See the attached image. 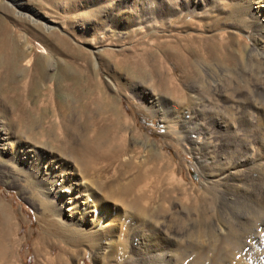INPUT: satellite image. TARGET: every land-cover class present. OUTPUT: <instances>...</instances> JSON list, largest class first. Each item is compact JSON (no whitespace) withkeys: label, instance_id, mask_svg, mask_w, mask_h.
I'll list each match as a JSON object with an SVG mask.
<instances>
[{"label":"rangeland","instance_id":"obj_1","mask_svg":"<svg viewBox=\"0 0 264 264\" xmlns=\"http://www.w3.org/2000/svg\"><path fill=\"white\" fill-rule=\"evenodd\" d=\"M17 3L27 11L21 10L16 5ZM130 7L131 5L124 0H0V40L5 39L15 44L16 47L13 50L10 49V52L14 54L18 51L19 54H22L24 57L21 61L23 68L31 70L35 64L41 68V71L43 70L48 78L47 84L50 87L53 83L58 82V68L64 60L68 61L73 58L78 63L87 66V68L85 67V81L88 84V92L84 96L82 95L83 101L90 103L91 98L95 100L103 96H111L118 104L119 110L129 120L124 121L125 123L121 125L122 129L118 132L119 136L126 140V153L121 156L122 164L126 162L128 157L134 165L143 164L144 157H148V152L153 151L151 144L144 142L143 135L147 136L155 145L161 146V150L171 158L174 168L166 159L161 160L159 156L152 154V160L148 157L150 160L148 162L153 165L154 169L153 171L149 170L152 183L149 189L151 197L147 207L151 214L152 223L164 226L162 231H165L167 235L179 237L193 233L196 226L199 225L198 220L201 215H207L210 218L213 216L212 218L216 217V219L220 217L221 221L224 223L226 221L230 225V229L233 230L232 224L236 223L235 226H237L235 220L237 212L235 210L239 208L241 209L240 212H243L244 209H247L245 212H250V217L243 223L248 222L249 225H244V223L241 226L238 224L239 229L236 231L235 228L238 227L234 226L233 230L239 235L242 233L239 240L236 239L239 245L235 241V235H231V237L234 236V240L231 239L227 253L229 251L232 255L227 253L225 255L224 253V257L233 259V256L238 255V252L235 251L244 242L243 240L249 241V238L244 239L245 236L250 237L251 240V234H254L256 229L253 228V225H257V222H260L261 218L264 217L262 216L264 214V166H242L240 180H227L223 186L217 183H215L217 185L205 186L202 172L196 168L194 155H190L186 146L178 145L176 135L171 134V136L163 137L167 129L171 130L172 133L179 132L181 129L184 130L185 124L179 127V124L175 123V125L166 128L164 124L159 123V119L153 113L146 110L145 103L139 93L150 91L151 94L163 95L166 99L164 101L165 106L174 107L176 110L180 108L177 106L194 110L195 106L191 103V99L195 96L201 99L203 106L201 105L200 117L204 120V128L207 129V133L205 132L206 134L203 133V135L193 134L190 138L199 142L207 137L212 140L211 158L213 157V160L211 168L214 166L212 170L219 173V171L234 165V162L246 152L249 153L248 144L253 148L255 159H264V116H260L255 109L249 106V103L254 102L251 99L264 103V59L257 62L255 60H243L241 64L230 68L227 74L225 72L226 76L229 75L226 77L224 72L222 73L224 69L220 70V66L202 64L197 59L194 50L185 53L188 57L185 63L169 58L173 55V48L176 47V44L180 46L181 42L184 43L183 40L185 39L188 41L189 37L191 40L197 39L199 31L202 29L200 26L228 35L231 26L234 24L242 25V18L236 19L235 15L230 14L229 8L216 17L205 21L199 20L191 14L178 17V19H176L177 16L172 15V17L169 16L171 19L169 17L168 19L163 18V24L151 32L142 28L139 29L135 25V15L130 11ZM38 16L39 18H37ZM239 19L241 21L238 22ZM48 20L55 26L54 29H46L44 25ZM235 38L239 40L241 45L246 43L249 48L252 47V42L247 37L237 35ZM62 43L64 47L61 45ZM40 47L45 48L48 54L39 53ZM169 47L172 49L170 50ZM242 67L246 68V73L242 74ZM149 68H153L155 71L152 69L154 71L152 72ZM17 77L21 79L22 75L18 73ZM214 82H217L216 85ZM59 94L61 92L55 95L57 101L69 100L66 95ZM51 97L49 99L48 93L43 90L34 96L33 102L44 105L50 100V103L53 104V97L52 99ZM96 110V108L92 109L93 116H97L98 110ZM49 116L48 114V119L45 118L40 122L42 126H47L49 122H53V118ZM218 120L222 124L224 123L225 128L218 127L216 122ZM37 133L35 129V136H32L34 142L41 141L42 144L49 142L47 136ZM187 134L185 132L179 136L187 139ZM41 135L42 139L39 140ZM48 144L51 145V143ZM51 146L53 147V145ZM254 149H257V154ZM86 163V161L83 162V164ZM82 165L81 168L83 169L84 165ZM94 166H96L94 167L95 170H92L93 166L87 168L84 166V171L87 170L90 178L97 173L104 177H111L114 174L116 178L115 180L111 179V183L120 181L119 178L125 180L135 174L132 167L128 165L117 167L118 172H114L115 169L107 167L103 157L98 158ZM14 169L4 157L0 156V198L5 200L10 211L16 216L15 220L17 221L14 220V222L19 230L15 233V239H18L14 249L13 261L15 264H36L37 255L33 243L39 233L42 232L43 220L48 218L47 214L43 212L44 206L47 201L53 202V204L55 201L45 197L44 199L40 192L41 188L36 189L32 182L27 181L23 175L16 174ZM231 200L233 202L235 200L241 205L242 203L245 204L242 206L244 208L238 203L239 207L237 206L236 209L233 206L227 207V201ZM250 204H262V207L257 212L258 207L249 206L247 208ZM228 210L230 213L232 211L233 215H230ZM110 213L112 219L118 220L120 218L113 214L112 210ZM226 215L230 219L225 217ZM252 215L259 217L255 216L254 218ZM255 222L256 224H254ZM53 223H55L54 218ZM250 225L251 228H249ZM245 228H247L248 233H245ZM50 229L56 235L57 230L54 227H50ZM152 231L158 233V235L156 234L158 238L156 237L157 241L151 242L150 250L147 253L154 254L162 246L174 251L177 259L176 264H216L218 262L215 258L214 260L209 258L212 260L209 262L206 260V256H203L205 260L203 263L201 262L202 257L197 258L201 255L195 253L194 247H191L192 244L178 239L175 241L177 243H173L172 239L165 242L164 239H160L162 236L160 237L161 234L159 235L157 230L153 229ZM237 233L236 237H239ZM53 234L48 238L47 246L42 250V264H46L44 259L48 257L52 259L51 264H60L56 259L57 254H63L65 264H95L87 256L83 261L81 260L84 255L83 246L91 242L89 241L90 238L82 236L83 240L80 239L81 236H73L69 240V237H61L63 240L66 238L63 244ZM74 237L75 239H73ZM241 237L244 238L241 239ZM232 241H234V246ZM241 241L243 242L241 243ZM235 244L238 245L236 248ZM261 245L259 244V246ZM17 247H19L18 250ZM176 249L177 251H175ZM229 249L233 250L234 254ZM260 250L246 252L245 258H251L248 260L249 264H260L263 261L264 258ZM147 253L139 252L142 257H140L141 261L133 263L155 264L154 261L157 257H150ZM254 258L256 259L254 260ZM175 262L170 264H175ZM219 262L217 264H220ZM261 264L264 263L261 262Z\"/></svg>","mask_w":264,"mask_h":264},{"label":"bare ground","instance_id":"obj_2","mask_svg":"<svg viewBox=\"0 0 264 264\" xmlns=\"http://www.w3.org/2000/svg\"><path fill=\"white\" fill-rule=\"evenodd\" d=\"M124 1L131 5L130 11L135 15V25L139 29L142 28L151 32L163 24V18L168 19L172 15L177 16L176 19H178V17L191 14L195 18L205 21L209 18L216 17L225 12V9L229 8L230 14L235 15L234 17H237L236 19L238 17L242 18V25L234 24V26H231L228 30V35H223L220 33L221 31H211L206 29L205 26H200L202 29H200L197 39L191 40V37H189L190 39L188 41H185L186 39L183 40L184 43L181 42L180 46L177 44L176 47L173 46V55L168 56L172 60H180L185 63L188 60L185 53L194 50L196 51L197 59L202 64H212L216 65V67L220 66V70L222 68L224 69H222V73L224 72L225 74L226 72L227 74L230 68L241 64L243 60H255L257 62L260 59H264V0ZM16 5L21 10L27 11L19 3ZM164 20L166 21V19ZM241 20L239 19L238 22ZM44 26L47 30L55 28L49 20L48 22L46 21ZM233 35L235 37L237 35L239 37H247L251 40L252 47L249 48L246 43L241 45L239 40ZM61 45L64 47L63 43ZM15 47V44L8 40H0V156L4 157L16 169H14L16 174L23 175L27 181L33 183L36 189L41 188L40 192L43 198L45 197L46 199L55 201L54 204L53 202L47 201L44 206L43 212L47 214L48 218L43 220L44 226H42V232L39 233L36 241L33 243L37 255L36 264H42V250L47 246L48 238L53 234L50 231V227H54L57 230L56 235H53L58 237V241L63 244L67 237H69V240L73 236H81L80 239L83 240L84 238L82 236L90 238L91 240L89 239V241L91 242H87L88 244L86 245L84 241L86 246L82 245L84 255L81 260L83 261L87 256L95 264H134L133 262L135 261H141L142 257L139 255V252L146 254L150 250L151 242L157 241L156 234L158 235V233H154L155 231L153 232V229L157 230L159 235L161 234L160 237L164 236L160 239H164L165 242L168 239L170 241L172 239L174 241H172L173 243H177L175 241L178 239L179 241L184 240L185 243L192 244L193 246L191 247H194L195 253L201 255L197 258L202 257L201 259L203 260H200L203 263H205L203 256H206V260H209V258L214 260L215 258L218 262L220 261V264H249L248 260L251 258H245L247 255L246 252L253 250L259 251V249H261L260 252L264 258V217L261 218L260 222L258 221L259 223L256 220L257 225H253V228L256 229L254 234H251V240L250 237H243L244 239L249 238V241H241L243 243L240 247L237 241L242 233L239 235L236 232L239 235V237H236V233L233 231L236 223L232 224V230L226 221L225 223L221 221L220 217L219 220L216 217L212 218L213 216L210 218L207 215H201L198 220L199 225L196 226L195 231L179 237L177 235H172L173 237L167 235L165 231H162L164 226L155 224L154 222L153 224L147 204H149L151 197L149 189L152 183L149 170L151 169L153 171L154 167L149 164L148 161L150 160L148 157L152 160V154L159 156L161 160L166 159L174 168L171 158L166 155V152L161 150V146L155 145L147 136L143 135L145 140L143 141L151 144L154 153L153 151L151 153L148 152V157H144L143 164L134 165L129 161V157L122 164L121 156L126 153V140L119 136L120 134L118 132L122 129L121 125L129 120L119 110L118 104L111 96H103L95 100L93 99V101L91 96L88 95L91 98V102L88 103L85 101L88 103L87 105L85 104L82 95L84 96L88 92V84L85 81V67L87 68V66L78 63L73 58L68 61L64 60L58 68V82L52 85L50 84V87L47 84L48 78L43 73L44 71H41V68L36 64L33 68L31 67V70H26L25 67L23 68L21 65L22 58H24L22 54H19L18 51L14 52V54L10 52V49L13 50ZM40 48L39 53L43 55L48 54L45 48ZM152 69L151 71L154 72L155 69H153L154 71ZM241 71L242 74L246 73V68L242 67ZM18 73L22 75L21 79H18ZM227 76L229 77V75ZM159 83L161 82L159 81ZM214 83L216 85L217 82ZM43 90L48 93L49 99L52 95L53 104L50 103V100L44 105L33 102L34 96ZM89 91L93 92L90 89ZM59 92L66 95L69 100L57 101L55 95ZM149 92L141 91L139 94L145 103L146 110L153 113L159 119V123L164 124L166 128L175 125V123H178L179 127L185 124L186 127L184 130L181 129L179 132L172 133L171 130L167 129L163 137L171 136V134L176 135L178 145L186 146L190 155H194L193 157L196 158V168L202 172V177L205 179V181L203 180L205 186H211L215 183L222 184L223 186V184L227 183V180H240L242 166H264V159H259L258 157V159H255L253 148L248 144L247 149H250L251 152L248 150L249 153L246 152L247 154L245 153L236 161L234 160V165L219 171V173L213 171L212 168L214 169V166L211 168L213 160V157L211 158L212 140L207 137L202 142H199L190 138L193 134L203 135V133H207V129L204 128V120L200 117V111L203 106L201 99L196 96L191 99V103L195 106V108L193 107L194 110L184 109L181 106H177L180 108L176 110L174 107L168 108L165 106L164 101L166 99L163 95L151 94ZM251 100L254 102L249 103V106L255 109L260 116H264V103L255 101V99ZM93 108L98 110L97 116H93ZM48 114L50 115L49 117L53 118V122H49L47 126H42L40 122L47 118ZM216 122L218 127L221 129L225 128L224 123L222 124L219 120ZM35 129L38 132L37 134L47 136L46 138L49 139L48 143H51L53 147L47 142L43 144L41 141L38 143L37 141L34 142L32 136H35ZM185 132L188 133L186 135L187 139L179 136V134ZM135 133L137 132L135 131ZM42 135L39 140L42 139ZM138 135L141 136L140 134ZM100 157H103V160L107 163V167L115 169L114 172H118L116 170L117 167L128 165L132 167L135 174L125 180L118 177L120 181L113 183L111 181L116 178L114 174L111 177H104L97 173V175H92L91 178L93 179H91L87 170H85L87 174L84 171V166L86 168L93 166L92 170H95L94 167L96 166L94 164ZM85 161L87 163L83 164ZM91 173L95 174L92 171ZM227 202V207L233 206L234 209L240 204L235 200L234 202L232 200ZM262 204H250L247 208L249 206L258 207V212ZM244 205L243 203L242 205L240 204L241 207ZM110 209L113 214L120 217L118 220L112 219ZM238 210H235L237 212L235 214L237 216L235 219L237 226L235 227H238L235 230H238L239 225L242 226L245 223L243 221H247L250 217V212H245L247 209L242 210L243 212H240L241 209L239 208ZM228 211L230 213V210ZM230 215H233L232 211ZM253 216L255 218L256 215ZM15 217L5 200L0 198V264H15L13 254L18 239H15V233L19 231L14 222ZM53 218L55 219V223H53ZM246 224L249 225L248 222L244 225ZM249 228H251V225ZM245 229L243 231L248 233L247 228ZM244 232L243 235L245 234ZM233 234L235 235V241L237 239L236 242L238 245L235 244V248L238 246V249L235 252H238V255L235 254L236 256L230 259L232 254L229 251L227 253V249L230 248L231 239L234 238V236L231 237ZM61 237L66 238L63 240ZM243 238L241 237V239ZM219 242H221V245H219ZM232 242L233 245L234 241ZM259 244L262 245L259 246ZM18 249L19 247H17ZM44 253H47V251H44ZM224 253L225 255L226 253L229 254L230 258L227 256L228 259L224 257ZM147 254L150 257H157L156 261H154V263L156 262L155 264H170L177 260L174 251L162 246L154 254L149 252ZM56 256H58L56 259H58L60 264L65 262L63 254H57ZM211 259L209 262H212ZM44 261L46 264H51L52 259L48 257ZM213 262L216 263L215 261ZM261 262L264 263V259Z\"/></svg>","mask_w":264,"mask_h":264}]
</instances>
